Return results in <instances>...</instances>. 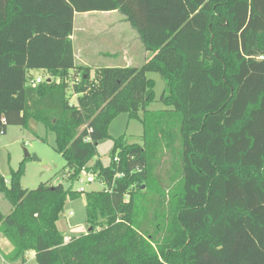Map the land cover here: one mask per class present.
<instances>
[{"label":"trees","instance_id":"trees-1","mask_svg":"<svg viewBox=\"0 0 264 264\" xmlns=\"http://www.w3.org/2000/svg\"><path fill=\"white\" fill-rule=\"evenodd\" d=\"M93 10L124 14L151 56L93 77L78 66L74 13ZM32 70L49 76L33 84ZM149 72L165 83L161 110ZM140 111L142 143L110 135L117 115ZM2 117L0 134L43 124L71 180L85 168L107 184L85 193L89 229L66 241L57 222L82 192L24 188L23 161L8 181L0 171L9 262L264 264V0H0ZM106 138L110 163L91 164Z\"/></svg>","mask_w":264,"mask_h":264},{"label":"rangeland","instance_id":"rangeland-1","mask_svg":"<svg viewBox=\"0 0 264 264\" xmlns=\"http://www.w3.org/2000/svg\"><path fill=\"white\" fill-rule=\"evenodd\" d=\"M81 17L82 16L79 15L78 18ZM98 17L99 15L91 18L96 19ZM114 18L115 17L111 19ZM91 35L93 34H87V36ZM121 61L122 58L115 59V66H120ZM95 63H101L100 65L102 66L106 65L101 59L95 60ZM30 74L34 79L39 76L45 79L49 76L44 70H32ZM147 75L155 80L156 91V99L150 103L149 109L161 110L166 108L165 104L160 101L165 86L162 77L156 72H149ZM138 115L139 117L133 116L128 112L117 115L109 125L110 135H112L113 138L124 135L128 143H142L144 125L141 117L143 116V112L140 111ZM112 147L113 139L106 138L100 141L91 164L100 160L104 165H108L111 161L110 152ZM26 151L29 154L28 157H26ZM174 160L175 158H173L170 153L165 154L164 163L159 168L162 175H165V173L169 171L172 172ZM22 161L24 162L25 171L21 177V185L24 188L36 189L40 187L42 183L47 187L52 186L57 188H68L73 185L76 190H80V187H85L86 191L82 192L80 198L73 201L68 200L66 202L64 210L60 214V218L57 222L59 230L63 232L65 239L68 241L73 237L85 234L89 229V224L86 221L85 193L92 190H101L105 187V184L102 183L100 179H95L94 182L88 183L81 172L78 180H71L74 171L68 169L66 159L57 151L55 147V135L47 130L43 124L38 122H31L29 128H23L19 125H9L7 131L0 134V171L7 181L9 180L11 170L17 169ZM166 176L168 175L166 174ZM85 177H87V175ZM144 189L145 187L143 190ZM145 198L146 201H150L157 197L149 193ZM151 206L154 207V205ZM10 207L11 204L4 199V197L0 196V209L4 213H7ZM70 212L73 214L70 215ZM8 242L10 244V241ZM2 251L5 253V248H3ZM4 264L9 263L5 262ZM24 264H37L33 252H27L26 262Z\"/></svg>","mask_w":264,"mask_h":264},{"label":"crops","instance_id":"crops-1","mask_svg":"<svg viewBox=\"0 0 264 264\" xmlns=\"http://www.w3.org/2000/svg\"><path fill=\"white\" fill-rule=\"evenodd\" d=\"M79 15L82 17L78 18ZM98 15V18L93 19L94 16ZM113 17L115 18L111 19ZM73 25L71 38L75 63L78 66L91 68L92 77L95 75V70L99 68L115 67V59L122 58L121 67L141 66L151 56L145 49L137 30L133 28L126 16L117 10L75 12ZM89 33L93 35L87 36ZM99 59L104 61L106 65L102 66L101 63H95V60ZM0 196L3 197L1 194ZM10 209L11 207L8 212ZM6 239L0 231V264L5 262L19 264L11 263L5 259L14 249L13 244L11 242L9 244V240ZM3 248L6 250L5 253L2 251ZM33 253L35 254V252Z\"/></svg>","mask_w":264,"mask_h":264},{"label":"built area","instance_id":"built-area-1","mask_svg":"<svg viewBox=\"0 0 264 264\" xmlns=\"http://www.w3.org/2000/svg\"><path fill=\"white\" fill-rule=\"evenodd\" d=\"M44 80H45V79H43L41 76H39V77H37V78L33 81V84H39V83L43 82ZM6 123H7L6 118H5V117H2V118L0 119V129L2 128L3 124H6ZM81 174L84 175L83 177L87 180L88 183L94 182L95 179H97V175H96V173H94V172H92V171H88V170H86L85 168L82 169ZM86 175H87V177H85ZM118 177H121V175H118ZM100 180H101L102 183L105 184V187H107V184H106L105 180H104V179H100ZM105 187H104V188H105ZM79 191H80V192H85L86 189H85V187H80V190H79ZM72 214H73V213L70 212V215H72Z\"/></svg>","mask_w":264,"mask_h":264},{"label":"water","instance_id":"water-1","mask_svg":"<svg viewBox=\"0 0 264 264\" xmlns=\"http://www.w3.org/2000/svg\"><path fill=\"white\" fill-rule=\"evenodd\" d=\"M29 156V154H28V152L26 151V157H28ZM145 187V185H143V188Z\"/></svg>","mask_w":264,"mask_h":264}]
</instances>
